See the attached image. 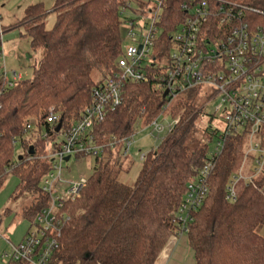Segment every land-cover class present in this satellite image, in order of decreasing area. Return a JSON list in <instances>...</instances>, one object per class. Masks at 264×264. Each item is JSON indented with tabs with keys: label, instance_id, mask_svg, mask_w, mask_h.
<instances>
[{
	"label": "trees",
	"instance_id": "trees-1",
	"mask_svg": "<svg viewBox=\"0 0 264 264\" xmlns=\"http://www.w3.org/2000/svg\"><path fill=\"white\" fill-rule=\"evenodd\" d=\"M124 1L128 0H54L50 10L39 3L29 6L19 22L30 26L26 36L40 58L32 78L17 83L1 99L0 188L8 174L18 177L12 198H31L32 203L21 209L30 225L48 205L41 180L51 165L43 159H26L47 153L50 138H42L41 133L49 131L44 122L48 110L53 109L63 128L72 125L89 104L92 88L122 55L120 6ZM221 1L264 13V0ZM50 13H56L55 21L46 29L44 20ZM184 19L180 0L168 1L162 15L161 43H166V34ZM252 19L264 24L261 17ZM197 96L198 91L190 92L175 101L170 111L180 116L175 133L147 155L136 181L128 185L120 180L125 159L121 141L133 135L142 119L146 125L154 120L165 100L152 77L126 85L121 106L90 131L104 149L94 157L92 173L79 198L66 204L69 221L48 264H155L178 229L175 214L186 186L207 156L203 140L195 136ZM32 121L38 135L34 140L24 139L26 124ZM12 138L19 140L18 155ZM112 138L118 141L113 147L107 145ZM244 146L241 135L226 141L210 178L208 196L194 214L186 234L194 264H264V236L257 233L264 227V174L254 185H244L234 203L226 199ZM6 264L27 263L8 260Z\"/></svg>",
	"mask_w": 264,
	"mask_h": 264
},
{
	"label": "built area",
	"instance_id": "built-area-1",
	"mask_svg": "<svg viewBox=\"0 0 264 264\" xmlns=\"http://www.w3.org/2000/svg\"><path fill=\"white\" fill-rule=\"evenodd\" d=\"M168 1H124L120 6L124 27L122 55L92 88L90 102L80 118L55 132L60 119L52 108L48 110L44 122L49 131L41 133L42 138H50L47 153L26 159H43L51 165L41 180V190L47 195L48 205L36 215L22 241L11 245L10 254H4L3 258L27 264H48L57 249L62 229L69 221L66 204L79 198L87 182L82 177L66 182V190L59 193L57 186L61 182L65 158L100 155L104 145L96 144L90 131L121 106L123 91L128 84L143 83L152 77L156 91L165 100L154 120L147 125L143 119L140 122L142 127L150 129L149 136L154 140L149 153H155L162 142L175 133L180 116L175 117L170 111L180 97L198 91L206 102L218 98L224 107L223 127L207 131L203 140L208 148V141L214 138L215 147L207 152L196 176L187 184L176 211L178 229L173 235L176 240L186 236L194 222V214L203 206L209 193L210 178L229 138L244 136L245 146L239 167L229 179L226 199L231 203L236 201L239 181L254 185L264 174V24H257L252 19L257 16L264 19V13L221 0H180L185 19L166 34V43H161L162 15ZM127 11L134 16H126ZM2 37L0 27L3 68L0 73V110L3 95L24 80L21 73L6 70ZM160 117L163 122L158 123ZM167 118L170 122L165 120ZM37 135L33 121L27 123L24 139L34 140ZM132 137L121 141L124 157L128 155ZM12 141L13 144L19 143L17 138ZM117 142L112 138L107 145L113 147ZM149 153L140 154V162ZM248 162L251 174L245 176Z\"/></svg>",
	"mask_w": 264,
	"mask_h": 264
},
{
	"label": "rangeland",
	"instance_id": "rangeland-1",
	"mask_svg": "<svg viewBox=\"0 0 264 264\" xmlns=\"http://www.w3.org/2000/svg\"><path fill=\"white\" fill-rule=\"evenodd\" d=\"M43 4L46 10H50L54 0H1L0 1V27L3 30L1 49L5 56L6 70L21 73L23 79H31L33 76L34 66L40 58L39 52H33L30 48L29 38L26 36V30L30 27L28 24L19 25V22L25 16V10L35 4ZM3 5V6H2ZM126 16H134L130 11ZM56 13H50L45 17V28L51 29L54 25ZM121 30L124 32V27ZM3 72L2 63L0 62V73ZM97 79V74H93ZM198 115L195 121V136L204 140L207 137L205 131H213L222 128L221 117L224 114V107L221 106L220 100L213 99L206 102L203 95L195 97ZM170 122V119H165ZM158 123L163 122L160 117ZM205 132V133H204ZM150 129L142 127L139 122L134 129L132 145L128 155L123 161V172L120 180L125 184L132 185L136 181L141 168L139 160L140 154H146L154 146V140L149 136ZM26 136L25 138H27ZM58 140L60 138L58 137ZM208 151L210 152L216 144V140L208 141ZM20 144H17L16 155L20 153ZM61 182L58 183L59 193L67 188L66 182L77 181L80 177L88 179L94 167V157L85 156L81 158L72 157L68 162L63 163ZM251 174V165L248 162L244 169V175ZM63 182V183H62ZM18 177L10 173L4 179L0 188V264H6L9 258H3L4 254H10L11 245H18L26 232L29 230L30 223L21 216V209L32 203L30 197H20L17 200L12 198L18 188ZM244 186V181L236 184V190L239 192ZM60 196V194H55ZM257 233L264 236V227L257 229Z\"/></svg>",
	"mask_w": 264,
	"mask_h": 264
},
{
	"label": "crops",
	"instance_id": "crops-1",
	"mask_svg": "<svg viewBox=\"0 0 264 264\" xmlns=\"http://www.w3.org/2000/svg\"><path fill=\"white\" fill-rule=\"evenodd\" d=\"M155 264H194L193 254L186 236L179 240H176L174 236L170 237Z\"/></svg>",
	"mask_w": 264,
	"mask_h": 264
},
{
	"label": "water",
	"instance_id": "water-1",
	"mask_svg": "<svg viewBox=\"0 0 264 264\" xmlns=\"http://www.w3.org/2000/svg\"><path fill=\"white\" fill-rule=\"evenodd\" d=\"M166 95V93L164 94V96ZM62 127V121L59 120V122L57 123V126H56V129H55V132H59L60 129ZM30 155H32V148H30V152H29ZM21 159V158H20ZM69 160V157L65 158V162H68Z\"/></svg>",
	"mask_w": 264,
	"mask_h": 264
}]
</instances>
